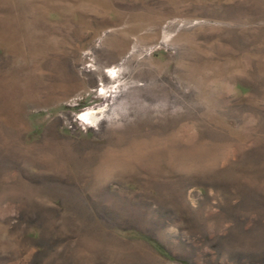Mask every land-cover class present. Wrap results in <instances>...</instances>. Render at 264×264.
I'll use <instances>...</instances> for the list:
<instances>
[{
    "label": "rangeland",
    "instance_id": "374dc122",
    "mask_svg": "<svg viewBox=\"0 0 264 264\" xmlns=\"http://www.w3.org/2000/svg\"><path fill=\"white\" fill-rule=\"evenodd\" d=\"M0 264H264V0H0Z\"/></svg>",
    "mask_w": 264,
    "mask_h": 264
},
{
    "label": "bare ground",
    "instance_id": "6f19581e",
    "mask_svg": "<svg viewBox=\"0 0 264 264\" xmlns=\"http://www.w3.org/2000/svg\"><path fill=\"white\" fill-rule=\"evenodd\" d=\"M97 111H96V109L94 108V109H88V110H86V111H84L83 113H82V115H81V117L85 120V121H87V122H89V123H94L95 121H97Z\"/></svg>",
    "mask_w": 264,
    "mask_h": 264
}]
</instances>
